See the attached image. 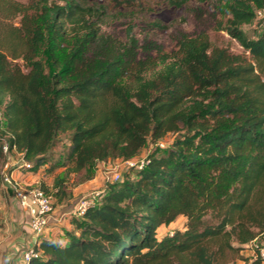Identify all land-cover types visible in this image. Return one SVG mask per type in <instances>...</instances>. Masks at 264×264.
Here are the masks:
<instances>
[{
    "label": "trees",
    "instance_id": "trees-1",
    "mask_svg": "<svg viewBox=\"0 0 264 264\" xmlns=\"http://www.w3.org/2000/svg\"><path fill=\"white\" fill-rule=\"evenodd\" d=\"M101 1L0 0V164L7 140L30 169L64 167L62 200L98 163L178 137L70 216L65 243L39 238L27 264H264L258 247L243 253L264 235V0H208L231 15L225 29L248 54L187 37L160 63L136 58L132 32L123 42L102 31L109 7L153 13L150 0ZM181 216L183 228L160 233Z\"/></svg>",
    "mask_w": 264,
    "mask_h": 264
},
{
    "label": "rangeland",
    "instance_id": "rangeland-1",
    "mask_svg": "<svg viewBox=\"0 0 264 264\" xmlns=\"http://www.w3.org/2000/svg\"><path fill=\"white\" fill-rule=\"evenodd\" d=\"M29 1V0H21ZM100 2H105L101 1ZM150 4L154 6V12L150 13L141 7H131L128 9L108 8V17L102 24V31L112 35L114 38L126 42L128 34L132 32L135 35L134 51L137 59H149L156 63H160L162 56L172 57L178 52L179 45L184 38L207 37L213 46L227 49L232 54H248L238 40L233 38L227 31L226 25L229 23L231 15L224 8H219L208 0H191L181 7L171 6L165 0H150ZM21 16L14 18L16 25H19ZM246 36L252 37L253 28L249 25H243ZM23 64V60L19 59ZM264 79V74H263ZM178 133L170 132L163 138L164 146L170 145ZM67 136L61 135L59 140L53 145L48 153L51 163L63 160V154L66 152L65 145ZM158 151L161 154L163 149L158 145L149 144L144 148L136 159H143L148 154ZM121 169L122 174L125 172L135 175L136 170H128L121 160H113L106 163H98L91 179L85 182V187L68 190L67 196L62 200L56 198V207L59 208L58 215L68 209L83 193L93 189H99L111 181L112 171ZM63 174V172H62ZM99 177L96 179V176ZM75 175H71V183ZM55 182V180H54ZM89 184V185H88ZM55 191V189H51ZM60 213V214H59ZM185 218L179 217L172 224L163 226L160 233H165L175 228H183ZM51 226V225H50ZM264 248V235L254 240L251 247H246L243 251L245 255L254 254V248ZM231 264H243L240 259L234 260Z\"/></svg>",
    "mask_w": 264,
    "mask_h": 264
},
{
    "label": "crops",
    "instance_id": "crops-1",
    "mask_svg": "<svg viewBox=\"0 0 264 264\" xmlns=\"http://www.w3.org/2000/svg\"><path fill=\"white\" fill-rule=\"evenodd\" d=\"M8 160L10 164L8 171L12 173L20 185L25 187L44 185L48 190H51L54 188L55 178L62 174L65 168L58 167L53 171H47V166H42L37 169H30V167L23 165L22 155L16 151H12L10 156L5 157L0 164V264H26L23 257L24 251L26 248L34 246L38 238L30 228L28 212L19 204L11 186L3 182V174L6 170L5 163ZM98 177L99 174L96 179ZM88 180L77 184L73 190L85 187L84 184ZM91 180L93 181V179ZM58 211L59 208L56 207L55 220L52 221L51 226L42 237L65 243L64 234L67 230L74 229V225L69 216L58 219L60 216ZM247 246L251 247V244ZM250 255L252 256V254Z\"/></svg>",
    "mask_w": 264,
    "mask_h": 264
},
{
    "label": "built area",
    "instance_id": "built-area-1",
    "mask_svg": "<svg viewBox=\"0 0 264 264\" xmlns=\"http://www.w3.org/2000/svg\"><path fill=\"white\" fill-rule=\"evenodd\" d=\"M257 18H264V10H257ZM156 145L165 147L163 141H159ZM12 151H16V146L10 148L7 140L3 142L2 152L6 157H9ZM21 154V153H20ZM22 155V154H21ZM22 163L24 166L30 167L31 164L22 156ZM121 163L127 168H143L147 163L146 157L143 159H128ZM6 170L3 174V182L11 186L14 195L19 204L28 212L30 216V228L33 234L39 239L43 236L46 230L50 227L53 220H55L56 203L54 191H46L40 185H31L28 187L20 185V183L13 177L9 170V160L5 163ZM111 181H117L122 178V170L119 168L112 171ZM105 193L104 188L93 189L83 193L71 206L63 212L58 219L65 216H81L88 207L96 203L103 197ZM37 239V240H38ZM258 247V246H257ZM260 254L264 256V248L258 247ZM37 256L34 246L26 248L24 251V261L29 263L33 257Z\"/></svg>",
    "mask_w": 264,
    "mask_h": 264
}]
</instances>
